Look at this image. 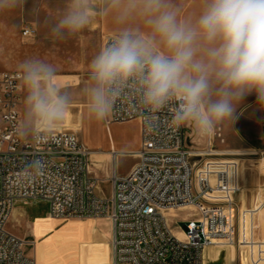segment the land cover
Listing matches in <instances>:
<instances>
[{
    "label": "built area",
    "instance_id": "obj_1",
    "mask_svg": "<svg viewBox=\"0 0 264 264\" xmlns=\"http://www.w3.org/2000/svg\"><path fill=\"white\" fill-rule=\"evenodd\" d=\"M25 38L37 35L33 27ZM111 35L103 38V46ZM260 149L264 160V107ZM171 111L155 114L131 98L120 102L110 124L137 122L140 149L137 162L124 176L112 169L111 199L97 196L100 181L89 177L90 151L68 130H57L40 143L21 138V82L18 72H0V264H37L27 252L32 241L10 233L7 225L18 202L44 201L54 220L105 219L112 224V264H207L208 249H233L239 264H264V184L255 203L242 209L239 168L229 153L215 147L224 143L221 130L202 151L188 145L187 127L173 130ZM117 154L113 153V162ZM182 211L184 238L172 232L168 218Z\"/></svg>",
    "mask_w": 264,
    "mask_h": 264
},
{
    "label": "clouds",
    "instance_id": "obj_2",
    "mask_svg": "<svg viewBox=\"0 0 264 264\" xmlns=\"http://www.w3.org/2000/svg\"><path fill=\"white\" fill-rule=\"evenodd\" d=\"M65 0L50 21V35L64 40L98 17L114 25L109 41L88 65L82 95L96 121L107 120L131 98L155 114L171 111L170 126H187L211 138L235 121L238 104L255 92L264 107V0ZM23 0H0V11ZM26 98L16 129L24 139H50L68 119L73 97L54 64L29 58L18 65Z\"/></svg>",
    "mask_w": 264,
    "mask_h": 264
},
{
    "label": "rangeland",
    "instance_id": "obj_3",
    "mask_svg": "<svg viewBox=\"0 0 264 264\" xmlns=\"http://www.w3.org/2000/svg\"><path fill=\"white\" fill-rule=\"evenodd\" d=\"M65 6V0H23V3L14 9L0 11V72H18V65L29 58H40L52 63L57 68L58 78H69L77 82L76 85L64 87L73 97V103L68 119L59 130H68L75 133L90 151V172L96 157L102 158L111 153L117 154L115 168L118 175L128 170L134 163L133 157L112 150L113 138L116 149L131 150L138 143L139 126L137 122L126 124H110L109 118L105 121H96L88 115L87 101L82 95L83 88L89 82L88 69L83 68L79 54L78 34L64 40L53 39L50 35V21ZM104 26V17H98L86 31L91 32L90 40L93 56L99 51L98 43L102 44L103 34L100 29ZM25 27H33L37 31L34 38H25L22 31ZM83 30V31H84ZM109 35V34H108ZM26 98L25 89L21 84V117L24 111ZM255 92L247 95L238 104L236 119L229 128L221 129L224 143L219 140L213 142L222 152L229 153L239 168V179L242 192H254L259 185L264 184V160L256 155L260 149L261 112L256 105ZM187 127V126H186ZM188 145L194 151H202L208 145V138L197 139L192 130L187 127ZM94 178V177H92ZM98 179V178H95ZM100 181V179H98ZM108 198L112 197V185L100 184ZM99 187V186H98ZM98 190V189H97ZM251 195V194H250ZM16 208L23 211V223L34 227L26 230L23 226V235L30 233L23 239L34 244L28 247L27 252L37 264H106L104 261V246L102 240L95 241L91 235L94 222L89 219L54 220L49 217V204L44 201H30L25 204L18 202ZM195 216L194 212L182 211L168 218L172 230L183 229V221ZM110 222V221H109ZM107 222V223H109ZM17 226L16 221L10 222V227ZM180 226V228H179ZM110 227V226H108ZM107 227V228H108ZM8 228V225H7ZM22 230V229H21ZM9 231V230H8ZM10 232V231H9ZM178 237L177 235H175ZM112 264L111 240L107 241ZM216 253L215 249L212 250ZM221 251L222 258L234 260L233 249ZM215 255H211L214 258ZM211 263V262H209ZM243 264H246L243 262Z\"/></svg>",
    "mask_w": 264,
    "mask_h": 264
},
{
    "label": "crops",
    "instance_id": "obj_4",
    "mask_svg": "<svg viewBox=\"0 0 264 264\" xmlns=\"http://www.w3.org/2000/svg\"><path fill=\"white\" fill-rule=\"evenodd\" d=\"M198 12V7L197 5L193 2V0H186L185 2V6H184V13L186 15H194ZM103 29H100L99 35L101 36L102 33L103 37H102V44L100 42V44L98 43L97 45V49H100L103 46V38L105 36L112 35L113 34V28L114 25L112 24L111 20L104 17V26L102 27ZM91 32L89 31H81L78 34V48H79V54L82 58V65L83 68L88 69V65L91 61V59L94 57L93 56V48L91 46L92 42L90 40L91 37ZM96 54V51H95ZM59 83L61 84L62 87H70L72 85H76L77 82L74 81L73 79H69V78H58ZM139 126V124H138ZM260 134H261V128H260ZM112 141V150L115 152H120V153H124L122 155H133L135 154L139 149H140V144H141V139H140V127H139V139H138V143L135 147H133L131 150L128 149H123V150H119L116 149L114 140L113 138H111ZM134 163L133 165L126 171H124L121 176H124L126 174H128L130 172V170L133 168V166L136 164L137 160L136 158H134ZM114 167V164L112 165V156L111 153L108 155H104L102 158H98L96 157L94 162H93V167L91 168V174H93L92 177L94 178H98L100 179V184H107L108 186L112 185V195H113V181H112V169ZM99 184L98 190L96 191V194L98 197L103 198V199H111L108 198L107 195H105L104 191L102 190V186ZM251 194V195H250ZM255 195L256 192H241L239 195L236 196V200L239 203V205L241 206L242 209H248L250 207H252L255 203ZM22 203V202H21ZM178 215V213H177ZM171 217H173V215H171ZM262 217H264V212L262 213V215H260L259 217V222L262 223ZM50 217H48L47 219H49ZM14 220L17 223V226L12 225L10 227V222ZM54 220V219H52ZM55 222H57L58 220H54ZM94 222V227H92L91 230V235L92 238L97 241V240H102L103 241V246H104V261H107L106 264H111L110 261V252H109V246L107 245V241L112 240V235H113V229H112V224L105 219H99V220H92ZM109 222V223H107ZM23 226L26 227V230L28 229V231L30 229H33V235L35 234V230L34 227H30V226H26V224L23 223V211L21 210V208H16L14 207L13 213L11 215V218L9 220L8 223V230L10 231V233L14 234L15 236L23 239V236L26 237L28 236L30 233H27L23 235ZM110 226V227H108ZM108 227V228H107ZM180 228V226H179ZM22 229V230H21ZM172 229V228H171ZM172 232L174 233V231L172 230ZM175 235H177L180 239H183L184 236L183 234H181L180 230L175 231L174 233ZM214 249H208L205 253L206 256V263L207 264H234V260L232 259H227V258H222L220 256L221 251H218L215 249L216 253L214 251H212ZM235 254V253H234ZM211 255H215L214 258H211ZM236 260V255L235 258ZM211 262V263H209Z\"/></svg>",
    "mask_w": 264,
    "mask_h": 264
},
{
    "label": "bare ground",
    "instance_id": "obj_5",
    "mask_svg": "<svg viewBox=\"0 0 264 264\" xmlns=\"http://www.w3.org/2000/svg\"><path fill=\"white\" fill-rule=\"evenodd\" d=\"M50 220H52L51 218H49ZM180 239V238H179Z\"/></svg>",
    "mask_w": 264,
    "mask_h": 264
}]
</instances>
